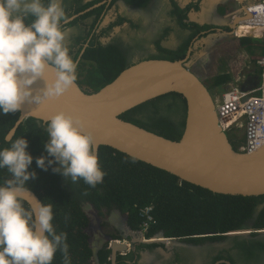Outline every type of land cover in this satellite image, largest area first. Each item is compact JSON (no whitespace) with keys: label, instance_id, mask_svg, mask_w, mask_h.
<instances>
[{"label":"flooded vegetation","instance_id":"1","mask_svg":"<svg viewBox=\"0 0 264 264\" xmlns=\"http://www.w3.org/2000/svg\"><path fill=\"white\" fill-rule=\"evenodd\" d=\"M62 5L68 16L63 25L65 43L78 62L77 82L82 75H92L93 61H100L99 55L104 53L111 68H125L148 58H186L187 66L212 87L218 74L214 64L219 39L226 37V32L235 33L230 24L227 30L215 27L218 11L213 0H62ZM222 6L229 9L225 1ZM80 85L94 90L93 86ZM157 109L162 113V107ZM148 112L154 114L151 109ZM134 115L143 120L142 112ZM163 119L174 125L178 120L175 111L167 112ZM42 123L47 129V122ZM10 129L7 140L13 136L7 138ZM180 131L181 127L177 128L174 136L179 137ZM243 136L241 130L229 131L233 146L239 145ZM55 177L63 193L85 215L82 232L91 253L85 264H264V199L237 228L226 232L165 236L162 230H155L146 236L163 241L144 240L138 215L141 206H137L135 219L116 201L95 199L96 191L104 190L102 182L93 187L83 179L73 182L58 172ZM27 187L43 201L33 186ZM47 189L54 193L50 186ZM153 216L151 227L157 222ZM237 230L247 231L230 233Z\"/></svg>","mask_w":264,"mask_h":264},{"label":"clouds","instance_id":"2","mask_svg":"<svg viewBox=\"0 0 264 264\" xmlns=\"http://www.w3.org/2000/svg\"><path fill=\"white\" fill-rule=\"evenodd\" d=\"M67 20L62 0H0V112H16L29 97L39 102L60 96L73 85L78 62L65 43ZM49 67L53 79L44 76ZM38 78L45 84L33 95L30 86ZM46 130L47 155L35 157L37 167L47 170L54 165L53 172L93 187L102 182L105 172L93 149V133L78 117L55 112ZM27 145L18 136L0 146V169L10 173L0 183V264H52L58 250L64 264H70L67 234L57 232L53 224V204L33 196L34 203L26 206L19 195L29 191L26 182L36 176L29 170L33 156Z\"/></svg>","mask_w":264,"mask_h":264},{"label":"water","instance_id":"3","mask_svg":"<svg viewBox=\"0 0 264 264\" xmlns=\"http://www.w3.org/2000/svg\"><path fill=\"white\" fill-rule=\"evenodd\" d=\"M243 4L240 17L245 19L250 13L248 5ZM238 21H234V28ZM185 59H143L123 68L96 90H86L75 80L60 96L39 102L29 97L18 109L7 138L26 118L48 122L55 112L65 111L78 117L93 133L97 154L101 145L109 146L215 193L264 194V144L250 152L233 146L229 131L219 123L214 93ZM44 76L53 79L54 71L49 67ZM44 84V79L38 78L30 86L33 95ZM170 92L180 94L186 104L184 127L178 138L171 139L121 117L127 110ZM19 195L27 203H34L33 196L40 200L30 189Z\"/></svg>","mask_w":264,"mask_h":264},{"label":"trees","instance_id":"4","mask_svg":"<svg viewBox=\"0 0 264 264\" xmlns=\"http://www.w3.org/2000/svg\"><path fill=\"white\" fill-rule=\"evenodd\" d=\"M106 57L104 53H100V61L95 59L93 61L96 65H93L92 75H82L78 78V82L93 86L96 90L111 81L124 66L111 68L109 65L111 61H105L108 60ZM229 67L231 66L228 64L219 70L215 84L209 87L210 90L216 85L221 86L230 78H237L231 69H228ZM159 107H162V113H158L160 110L157 108ZM150 109L154 114L148 112ZM137 111L143 113V120L136 118L134 113ZM171 111L177 114L176 125L163 119L166 113ZM185 111L186 104L183 97L178 93L170 92L127 110L121 117L166 137L176 139L178 136H174L175 131L181 127V135L184 127ZM18 114V110L9 113L0 112V146H7L18 136H23L28 141L27 151L33 156L29 170H34L36 176L34 179L30 178L26 185L33 186L34 191L45 203L53 204V224L57 232L64 231L67 234L70 264H85L91 255L85 240V233L82 232L85 215L56 184L55 174L57 172L52 171L54 165L43 170L35 163V157L47 155L43 145L48 139V134L42 121L32 117L26 118L9 140L5 138L6 132L14 124ZM98 159L105 172L101 185L104 190L99 193L96 191L95 199L110 198L116 201L121 209H129L135 219L137 206L151 203L157 222L148 231L149 234L155 230H162L165 236L226 232L237 228L251 214L254 205L264 199V194L243 196L212 192L198 185L181 181L163 169L109 146L99 147ZM7 178H10V173L6 169H0V183ZM48 186L54 193L47 191ZM138 222L137 217L136 224ZM101 258H103L102 253ZM52 263L64 264V254L58 250Z\"/></svg>","mask_w":264,"mask_h":264},{"label":"built area","instance_id":"5","mask_svg":"<svg viewBox=\"0 0 264 264\" xmlns=\"http://www.w3.org/2000/svg\"><path fill=\"white\" fill-rule=\"evenodd\" d=\"M250 17L241 19L234 32L238 36L257 34L264 42V1L247 6ZM252 17V18H251ZM246 25V26H245ZM241 27H244L241 31ZM264 52V51H263ZM261 78L258 92L244 91L235 83L228 82L227 87L216 97V112L222 128L230 131L238 129L243 132V140L239 147L243 151H253L264 144V54L257 60ZM140 226L144 240H157L161 237H149L146 233L155 222L152 206L143 205L138 209Z\"/></svg>","mask_w":264,"mask_h":264},{"label":"crops","instance_id":"6","mask_svg":"<svg viewBox=\"0 0 264 264\" xmlns=\"http://www.w3.org/2000/svg\"><path fill=\"white\" fill-rule=\"evenodd\" d=\"M222 1L228 3V10L223 8ZM258 1L264 0H213L214 6H216L215 11H218L214 17L216 20L215 27L217 26L227 30V24L234 25L233 22L235 20L244 19V17H240L243 3L249 5ZM226 33L228 34L226 37L219 39L215 52L216 58L214 66H216L215 68L219 72V70L229 64L231 67L228 69H231L233 75L237 78H230L221 86H214V95L218 98L221 97L228 82L237 84L244 91L257 93V87L260 84L261 78V68L257 64V60L264 54L263 39L259 34L256 36H238L235 33Z\"/></svg>","mask_w":264,"mask_h":264},{"label":"bare ground","instance_id":"7","mask_svg":"<svg viewBox=\"0 0 264 264\" xmlns=\"http://www.w3.org/2000/svg\"><path fill=\"white\" fill-rule=\"evenodd\" d=\"M252 18V17H251ZM246 26V25H245ZM244 27H241V29L239 31H241ZM37 195V194H36Z\"/></svg>","mask_w":264,"mask_h":264},{"label":"rangeland","instance_id":"8","mask_svg":"<svg viewBox=\"0 0 264 264\" xmlns=\"http://www.w3.org/2000/svg\"><path fill=\"white\" fill-rule=\"evenodd\" d=\"M242 140H243V137H242Z\"/></svg>","mask_w":264,"mask_h":264}]
</instances>
